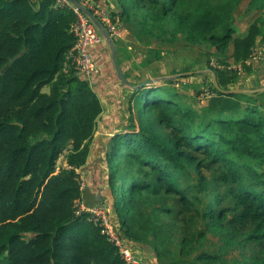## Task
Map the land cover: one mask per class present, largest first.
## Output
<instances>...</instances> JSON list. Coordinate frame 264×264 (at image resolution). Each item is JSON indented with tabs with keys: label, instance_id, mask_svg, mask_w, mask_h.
<instances>
[{
	"label": "trees",
	"instance_id": "1",
	"mask_svg": "<svg viewBox=\"0 0 264 264\" xmlns=\"http://www.w3.org/2000/svg\"><path fill=\"white\" fill-rule=\"evenodd\" d=\"M115 1L121 9L106 11L111 19L124 17L131 2L160 6L177 20L174 30L191 41H208L219 53L231 44L233 61L243 65L261 33L254 21L244 35H235L223 25L222 7L208 1L195 18L178 11L183 0ZM77 17L72 4L61 0H0V264H134L123 259L87 208L110 207L112 229L119 234L125 227L133 237V216L127 214L145 193L178 194L188 207L202 190L211 199L202 213L211 228L223 232L231 223H251L253 236L262 237L264 170L255 166L264 161V91L224 93L234 78L228 69L212 67L219 88L210 82L200 112L184 107L166 84L131 90L127 124L106 151L102 137H94L100 99L84 76L62 72ZM89 52L95 63L91 47ZM144 57L141 65L153 75L178 73L159 48L144 47ZM201 75L164 82H192ZM65 150L67 166L57 169ZM190 180L194 190L187 187ZM108 190L118 200L93 196ZM82 201L85 208H79ZM128 241L122 238V246L137 264H154ZM247 264H264V255Z\"/></svg>",
	"mask_w": 264,
	"mask_h": 264
},
{
	"label": "rangeland",
	"instance_id": "2",
	"mask_svg": "<svg viewBox=\"0 0 264 264\" xmlns=\"http://www.w3.org/2000/svg\"><path fill=\"white\" fill-rule=\"evenodd\" d=\"M205 1L210 4L217 3L222 7V16L225 18L223 25L235 29V35H244L251 23L258 22L261 33L256 39L251 57L244 65L233 61L231 44L225 52L219 53L208 41H191L183 33L174 30L178 23L177 20L160 6L138 7L131 2L124 11L126 15L121 17L120 21L125 24L127 31L137 39L141 46L159 48L163 58L169 61L170 59L176 60L178 68L175 72L200 69L201 65L204 68L228 69L234 78L233 88L263 86L264 0H183L179 4L178 11L195 18L204 11L202 6L206 4ZM164 2L167 3V0ZM120 9L121 7L118 6V12ZM253 55L256 56L255 59ZM66 63L68 70L67 73L62 71L64 74L68 75L76 71L69 60H66ZM139 64L141 65V62ZM259 73L262 74L261 77ZM201 76L202 82L200 83L192 80L182 86L183 82L168 84L164 81H157L152 84V87L166 84L179 93L177 99L184 107L200 112L209 97L207 90L212 81L210 73ZM48 89V86L42 88L46 92ZM259 102L264 104V94L260 96ZM134 107V110L138 109L135 104ZM113 136L114 134H111L100 138L99 142L105 145L106 151L109 150ZM96 142L97 140L93 139L94 145H98ZM105 150L100 152L101 168L104 167V169H106ZM67 155L68 150L60 155L57 160V169L67 166ZM255 167L263 171L264 161ZM207 175L210 177L211 172H207ZM187 187L194 190V182L188 181ZM109 193V190L105 191L102 197H115L117 200L120 197L119 194L112 196ZM195 196L197 198H192L191 202L188 201V207L178 194L151 195L145 193L137 196L136 200L132 201V210L127 214L133 216V221L129 224L136 236H128L123 227L117 234L118 237L137 245L154 264H247L253 255H264V235L262 237L253 236L256 233L255 225L231 223L227 230L216 231L211 228L208 219L202 214L206 204L210 205L211 199L202 190ZM79 208H84V206L81 205ZM88 211L91 213L90 218L97 221L98 213L105 211L106 216L109 208L98 209L97 212H92L90 209Z\"/></svg>",
	"mask_w": 264,
	"mask_h": 264
},
{
	"label": "crops",
	"instance_id": "3",
	"mask_svg": "<svg viewBox=\"0 0 264 264\" xmlns=\"http://www.w3.org/2000/svg\"><path fill=\"white\" fill-rule=\"evenodd\" d=\"M100 0L96 3L97 8H101L105 11H109L111 7H116L118 11V4L115 0ZM117 58L119 65L123 71L124 76L130 82L137 84L144 80L143 77L152 78L154 76L149 72L147 66H142L139 64L142 59H144V46H141L137 39L127 31V28L123 26L122 37L119 41L115 42ZM92 54L95 58L96 70L85 77L93 91L97 94L100 99L103 112L98 119V126L96 127L94 137L105 138L108 135L114 134L119 131L121 127L127 124V119L129 115L128 107L129 101L132 95V89L124 85L117 77L115 67L111 57V51L108 43L99 41L91 46ZM68 60V59H67ZM174 64H176V69L178 68V63L176 60L171 59ZM139 64V65H138ZM202 66V65H201ZM200 66V67H201ZM199 67V68H200ZM68 64H65L63 72L67 73ZM175 71V70H174ZM79 76L83 77V74L75 71ZM159 75H167L159 73ZM261 77L262 74L259 73ZM196 82H202V79H195ZM188 82H183L182 86ZM246 86V85H245ZM251 87V86H249ZM248 87V88H249ZM132 108V116L134 123H136V118L134 117V100L130 102ZM96 145H93L95 148ZM80 173V178L84 183V168L78 169ZM101 191V190H100ZM93 192L97 200H101L102 193ZM86 206L82 201L79 206ZM109 211H111L110 207ZM108 211V212H109ZM129 243H132L128 241ZM133 245H135L133 243ZM137 246V245H135ZM139 248V247H138ZM144 254V253H143ZM145 255V254H144ZM146 256V255H145ZM148 259V258H147ZM149 260V259H148ZM150 261V260H149ZM151 262V261H150ZM153 263V262H152Z\"/></svg>",
	"mask_w": 264,
	"mask_h": 264
},
{
	"label": "built area",
	"instance_id": "4",
	"mask_svg": "<svg viewBox=\"0 0 264 264\" xmlns=\"http://www.w3.org/2000/svg\"><path fill=\"white\" fill-rule=\"evenodd\" d=\"M61 1L65 3L68 2L67 0ZM80 2L86 7L88 6L93 8L95 15L104 24L111 37L114 40H120L123 32V25L118 17L111 19L105 10L101 8L98 9L96 7L95 0H80ZM73 9L78 16L77 21L71 26V31L75 35V42L69 50L66 58L77 72H80L84 77H87L90 73L96 70V64L92 60L89 48L95 43L101 41V36L99 35V31L95 25L85 14H83L74 6ZM253 58L255 59L256 56L253 55ZM102 208L104 209L105 207H93L87 208V210L90 209L92 212H97L98 209ZM104 213L102 211L99 212L97 217V222L102 225V232L105 233L108 238L118 246L119 252L126 262L137 264V261L132 257L131 253L122 246V238H119L117 235L118 233L112 229L108 222L107 214L105 216Z\"/></svg>",
	"mask_w": 264,
	"mask_h": 264
},
{
	"label": "water",
	"instance_id": "5",
	"mask_svg": "<svg viewBox=\"0 0 264 264\" xmlns=\"http://www.w3.org/2000/svg\"><path fill=\"white\" fill-rule=\"evenodd\" d=\"M72 4V6L76 7L79 11H81L83 14H85L90 21L95 25L97 30L102 34L104 40L108 43L110 51H111V57L112 61L115 67L116 75L118 79L126 86L131 88L133 91L140 90L144 87H150L153 83L157 81H165L169 79H174L179 76H189L193 74H206L210 73L212 75V82L216 88H219L218 83L215 78V73L211 68H200V69H194L184 72H178L174 74H168V75H160L152 78H146L142 81H140L137 84H132L129 80L126 79V77L123 74V71L119 65L118 58H117V52L116 47L113 38L109 34L108 30L104 26V24L99 20V18L93 13L89 8H87L84 4L80 2V0H67ZM224 93H253V92H263L264 91V85L261 87L256 88H246V87H240V88H231L228 90H222Z\"/></svg>",
	"mask_w": 264,
	"mask_h": 264
}]
</instances>
